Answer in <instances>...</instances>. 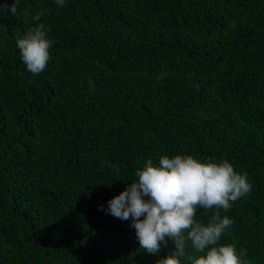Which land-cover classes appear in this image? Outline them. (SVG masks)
<instances>
[{"label":"trees","instance_id":"1","mask_svg":"<svg viewBox=\"0 0 264 264\" xmlns=\"http://www.w3.org/2000/svg\"><path fill=\"white\" fill-rule=\"evenodd\" d=\"M12 3L0 0V264H156L174 243L149 254L131 218L103 209L147 159L182 153L247 173L220 243L264 264V0H20L16 16ZM41 9L54 43L33 75L16 36Z\"/></svg>","mask_w":264,"mask_h":264},{"label":"clouds","instance_id":"2","mask_svg":"<svg viewBox=\"0 0 264 264\" xmlns=\"http://www.w3.org/2000/svg\"><path fill=\"white\" fill-rule=\"evenodd\" d=\"M54 2L63 7L66 0ZM19 5L20 0H14L2 7L16 16ZM44 14V9L37 11L32 16L35 26L16 36L21 59L33 75L47 67L54 43L50 29L40 23ZM107 167L120 172L115 163L108 162ZM134 176L119 195L107 201V209L100 208L122 221L131 218L139 247L149 254H158L162 246L173 242L174 248L156 264H250L245 249L220 243L233 225L222 212L252 190L247 173L236 172L227 159L202 162L182 153L171 158L161 155L157 164L147 159ZM198 208L212 212L206 224L195 218Z\"/></svg>","mask_w":264,"mask_h":264}]
</instances>
